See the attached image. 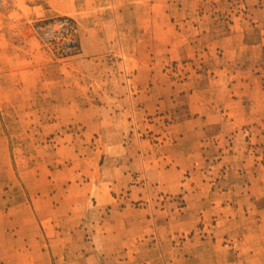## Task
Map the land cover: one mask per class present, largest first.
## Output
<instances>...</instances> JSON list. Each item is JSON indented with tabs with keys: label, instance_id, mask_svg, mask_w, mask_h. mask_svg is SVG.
Returning a JSON list of instances; mask_svg holds the SVG:
<instances>
[{
	"label": "rangeland",
	"instance_id": "374dc122",
	"mask_svg": "<svg viewBox=\"0 0 264 264\" xmlns=\"http://www.w3.org/2000/svg\"><path fill=\"white\" fill-rule=\"evenodd\" d=\"M42 13L76 19L80 44L61 57L0 17V264H264V0ZM210 105L220 121L188 134ZM184 136L204 156L158 182L146 168Z\"/></svg>",
	"mask_w": 264,
	"mask_h": 264
},
{
	"label": "built area",
	"instance_id": "2783aa9c",
	"mask_svg": "<svg viewBox=\"0 0 264 264\" xmlns=\"http://www.w3.org/2000/svg\"><path fill=\"white\" fill-rule=\"evenodd\" d=\"M44 0H0V17L23 22L26 29L47 49L69 57L79 49L76 19L67 15L42 13Z\"/></svg>",
	"mask_w": 264,
	"mask_h": 264
},
{
	"label": "crops",
	"instance_id": "0c3cea01",
	"mask_svg": "<svg viewBox=\"0 0 264 264\" xmlns=\"http://www.w3.org/2000/svg\"><path fill=\"white\" fill-rule=\"evenodd\" d=\"M195 91H193L194 94H196ZM203 91H210V89L209 87H206V89H203ZM192 107H194V105H192ZM216 112L217 111L213 105H210V107L205 106L199 109L191 110L190 112L191 114L190 113L189 114L192 115V117L191 118L187 117V119L183 121V124H185V126L187 127L186 132L190 134L191 136L195 137L194 130H195L196 125H199L201 130H203V128L206 127V130L208 131L210 127H213L214 123L220 121V119L216 115ZM197 113H199L200 119H198L196 122V120L193 118H194V114L196 115ZM235 114H236V118H234L233 121L228 119L227 122L234 123V127L240 128V126L243 123L248 121L252 113L249 111H245V113L241 114L240 111H238ZM241 118L242 120H240ZM239 121H241L240 124H239ZM199 136H202V133ZM184 138L191 139L190 137H186V136H184ZM191 140H194V141H192L191 147H188V148L175 149V147H173L171 149V147H169L170 152L167 155H164L163 153V155L158 156L154 164L152 166H149L150 168H146V171L154 170L156 174V178L158 177V182L167 183V180L164 178H166L168 174L178 176L180 173L191 169L192 166L194 165V162L202 158L205 153V149H203L205 144L202 142L204 139L203 140L202 138L197 139L196 137L195 139H191ZM182 142H178L177 144H181ZM195 172L196 171H193V174ZM175 186H179L177 181H176ZM12 236L15 237V234H13ZM21 236H22V256H28L26 252L30 250L31 245H30V240L28 238V232L26 230V227L22 229V234H19L17 240H19ZM35 236L33 239L36 245L37 239ZM40 236L41 235H39V237ZM3 237L4 236L2 235L0 238L3 239ZM116 238H119V237L116 236Z\"/></svg>",
	"mask_w": 264,
	"mask_h": 264
}]
</instances>
